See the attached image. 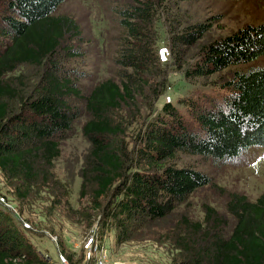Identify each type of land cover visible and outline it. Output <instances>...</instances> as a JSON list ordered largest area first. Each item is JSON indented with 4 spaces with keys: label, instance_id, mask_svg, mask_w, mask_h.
Listing matches in <instances>:
<instances>
[{
    "label": "trees",
    "instance_id": "obj_1",
    "mask_svg": "<svg viewBox=\"0 0 264 264\" xmlns=\"http://www.w3.org/2000/svg\"><path fill=\"white\" fill-rule=\"evenodd\" d=\"M164 1L131 0L114 8L121 29L113 56L115 78L97 82L84 95L82 76L66 65L79 54L73 42L82 38L73 17L57 13L64 0H0V172L24 195L41 183L51 185L61 142L84 115L81 133L89 153L80 193L92 184L100 219L111 221L119 243L211 182L203 171L174 164L177 154L220 164L253 146L264 147V66L235 71L218 99L188 97L179 100L185 111L170 101L156 109L166 78L159 70L154 21ZM208 26L184 27L173 41L193 45ZM261 56L264 23L246 25L201 45L183 72L186 78L208 77ZM28 66L38 72L23 82L16 73ZM157 78L162 79L154 83ZM151 87L154 94L147 96ZM140 101L146 103L143 113ZM127 107L137 112L130 150L117 115ZM54 186L57 195L67 196L64 184L55 179ZM226 210L235 220L227 234L226 218L211 206H204L202 222L182 217L173 231L176 264H264V191L254 201L232 192ZM46 261L0 203V264Z\"/></svg>",
    "mask_w": 264,
    "mask_h": 264
},
{
    "label": "rangeland",
    "instance_id": "obj_2",
    "mask_svg": "<svg viewBox=\"0 0 264 264\" xmlns=\"http://www.w3.org/2000/svg\"><path fill=\"white\" fill-rule=\"evenodd\" d=\"M130 2L64 0L58 8L57 13L73 17L81 30L82 39L73 42L74 47L79 49V56L66 65L82 76L79 84L84 95L97 82L115 78L113 56L121 29L114 8ZM198 23L209 26L193 45H180L173 41V34H179L184 27ZM259 23H264V0L162 2L156 13L154 31L159 70H162V74L164 72L166 88L156 99V109L170 101L185 111L179 100L188 97L200 102L218 99L226 92L225 82L235 71L264 66V56H261L253 62L230 66L208 77L186 78L183 72V68L194 61L201 45L246 25ZM176 57L180 58V62ZM36 72V68L28 66L16 74L22 76L23 82H30ZM160 79L157 78L154 83ZM145 94L152 96L154 89L151 87ZM145 107L146 103L140 101V113L145 112ZM136 114L135 108L130 107L117 113L123 122L122 141L128 150L137 132V127L133 125ZM84 120L85 116L82 115L75 122L69 137L61 142L60 155L53 162L51 185L41 183L24 195L23 189L12 186L0 172V203L21 223L27 239L48 262L98 264L96 258H102V264H176L174 260L178 251L174 248L173 231L182 217L202 222L204 206H211L226 218L228 225L224 229L227 234L235 221L226 210L228 195L236 192L254 201L264 191V147L253 146L235 159L220 164L199 155L179 153L173 160L174 164L203 171L211 182L194 191L185 203L166 217L134 229L128 241L119 243L111 221L104 224L100 219L97 203L91 199L92 184H85L83 193H80L81 171L89 153V143L81 133ZM55 179L66 186L67 196L57 195L60 193L54 186ZM57 200L59 203H56ZM95 245L97 249L94 251Z\"/></svg>",
    "mask_w": 264,
    "mask_h": 264
},
{
    "label": "built area",
    "instance_id": "obj_3",
    "mask_svg": "<svg viewBox=\"0 0 264 264\" xmlns=\"http://www.w3.org/2000/svg\"><path fill=\"white\" fill-rule=\"evenodd\" d=\"M96 236H97V235H96ZM96 249H97V245L94 246L93 250L95 251ZM91 250H92V249H91ZM102 261H103L102 258H96V262H97L98 264H102ZM42 264H56V263L46 261V262H44V263H42Z\"/></svg>",
    "mask_w": 264,
    "mask_h": 264
}]
</instances>
